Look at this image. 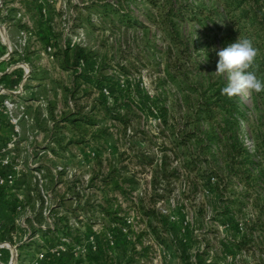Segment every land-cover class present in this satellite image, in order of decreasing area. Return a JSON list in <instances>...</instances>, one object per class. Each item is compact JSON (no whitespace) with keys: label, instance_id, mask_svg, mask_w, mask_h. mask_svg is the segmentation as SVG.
I'll use <instances>...</instances> for the list:
<instances>
[{"label":"rangeland","instance_id":"374dc122","mask_svg":"<svg viewBox=\"0 0 264 264\" xmlns=\"http://www.w3.org/2000/svg\"><path fill=\"white\" fill-rule=\"evenodd\" d=\"M223 1L22 2L34 33L25 51L39 53L38 91L31 90L37 98H27L33 100L26 130L32 139L22 153L47 150L39 155L47 178L41 184L54 198L41 206L40 186L39 199L30 190L27 196L31 208L39 201V224L54 229L15 241L26 246L20 262L30 264L67 233L78 244L95 233L99 251L72 264H264V167L254 170L261 175L258 185L224 178L216 193L208 170L223 166L212 156L217 148L199 163V144L188 137L197 127L201 92L227 84L215 75L216 53L245 38L246 31L238 35L227 21ZM26 23L19 20L13 29ZM81 50L85 58L78 57ZM255 95L257 107L249 91L241 95L249 119L242 121V136L252 152L264 138V92ZM57 166L73 176L56 181Z\"/></svg>","mask_w":264,"mask_h":264},{"label":"built area","instance_id":"2783aa9c","mask_svg":"<svg viewBox=\"0 0 264 264\" xmlns=\"http://www.w3.org/2000/svg\"><path fill=\"white\" fill-rule=\"evenodd\" d=\"M27 17L26 7L21 0H0V45L4 48V52L0 55V79H3L0 82V113L4 115L6 122L12 127L11 134L5 139H0V186L5 188L9 193L8 197L13 199L12 208L16 213L14 224L22 229V232L17 230L11 234L14 241L19 240L20 237L26 241L31 240L39 237V230L45 232L48 229H54L39 224V201H37V205L35 204L36 207L31 208L27 196V190H30L31 195L38 194L39 199L40 186L41 206L49 205V200L54 198V194L44 190L42 186L47 178L44 175L43 163L39 162V155L47 153V150H43L40 154L39 149L35 154L32 153V150H29V154L27 152L22 153L26 150L25 145L28 144V139H32V135L28 137L26 130L33 123V119L29 115L30 104L33 103V100L27 99L29 95L27 93L28 88H26L32 75V69L30 62L25 60L27 53L25 50L30 45V39L34 38V33ZM19 20L23 22L27 20V23L24 27H18L14 30L15 23ZM75 44L76 42L73 41L71 46H75ZM52 51L53 47L49 44L46 52L52 54ZM19 70H22L20 77L17 74ZM4 78L9 79L5 80ZM63 171H65L64 166L52 168V176L56 181L66 173L67 176H73L70 171L66 173ZM30 185L32 188L29 187ZM24 211L26 212L25 215L22 214ZM45 219L47 222H51L50 219ZM1 234L0 226V236ZM61 237L58 244L36 253L30 264H49L50 259L52 261L59 260L68 251L72 254L73 260L77 261L92 252H98L100 249V243L95 233L87 236L86 240L80 244L75 242L70 235ZM16 244V242L13 243L9 240L0 241V264H26L20 262V252ZM14 247L17 248L16 258L13 252ZM4 249L10 253L7 262L3 258Z\"/></svg>","mask_w":264,"mask_h":264},{"label":"trees","instance_id":"16d2710c","mask_svg":"<svg viewBox=\"0 0 264 264\" xmlns=\"http://www.w3.org/2000/svg\"><path fill=\"white\" fill-rule=\"evenodd\" d=\"M260 2V1H258ZM259 4V3H258ZM255 5L254 0H224L222 8L225 10V13L229 16L227 21H229L231 26L234 27L238 35H243L245 33L246 38L254 39L253 36L257 35L258 40H253L254 47L259 51L264 50V3L261 5ZM222 19L223 13L219 10H211V14ZM205 20L215 21V16L207 15L206 12H203ZM204 23H208L207 21ZM200 23H203L200 20ZM205 28H208V24H204ZM251 32H247L249 30ZM235 39V38H234ZM235 43L234 41H232ZM4 52V48L0 52V55ZM83 50L79 53L78 57L85 58L83 55ZM27 57V53L25 59ZM80 60V59H79ZM78 60V62H79ZM256 72L259 79L264 80V55L257 56L253 68L250 69ZM21 75L22 70L17 71ZM5 79V78H4ZM3 79H0L2 82ZM10 82V81H9ZM17 82V80H14ZM13 82V83H14ZM11 83V82H10ZM223 86L217 87L211 93L208 91H202L200 98L196 102V107L194 108L195 120L194 123L197 125L196 130L192 131L188 137H193L196 139L199 147L196 149V161L199 163L208 162V153H211L212 147L215 146L217 150L212 154V156H219L221 165L219 168H211L208 170V173L212 174L213 179H215L213 184H215L216 193L222 192L220 190L221 182H224V178H236L248 186L258 185L259 177L261 175H255L254 170L256 167H264V138L259 147H257L256 152H252L244 143V138L242 136V121L249 120L246 114L243 112L244 109H247L244 98L236 96L229 98L226 95L221 94V89ZM250 97L253 104L257 107L258 102L254 91H249ZM209 94V95H208ZM264 105V98L261 100ZM72 114L77 113L81 115V111L72 110ZM82 116V115H81ZM80 116V117H81ZM84 121L91 123L87 115L82 116ZM4 121L5 119H0ZM70 118H67V121ZM0 121V131L2 129ZM71 121V120H70ZM121 121L125 122L124 118H121ZM203 121L208 124L207 128L200 127L198 125ZM6 122V121H5ZM79 123L73 121V127H77ZM184 146L186 143H183ZM177 146V144H175ZM179 146V145H178ZM166 149V148H165ZM164 149V150H165ZM187 167L190 168L188 165ZM262 170L261 174H263ZM264 179V178H263ZM223 187H227L223 185ZM9 193L7 190L0 186V226L2 229V234L0 236V241L9 240L15 242L12 237V233L18 231L22 232V229L14 224V218L16 213L14 212L13 199L8 197ZM8 212L11 218L2 217L1 212ZM155 214L154 212H146V215L150 216ZM262 225V224H261ZM263 226V225H262ZM59 230V229H58ZM261 231L264 233V227H261ZM45 232H49L48 230ZM55 232V230H54ZM50 233V232H49ZM65 235H70L67 233ZM237 247H243L241 242L236 244ZM26 246L19 248V251L24 249ZM20 251V252H22ZM69 252V251H68ZM69 256L70 264L74 261L72 254L66 253ZM20 253V257H21ZM4 261L7 262L10 258V253L8 250L4 249ZM64 254L59 260H49V264L58 263V264H68L65 261ZM22 263V262H21Z\"/></svg>","mask_w":264,"mask_h":264},{"label":"clouds","instance_id":"9594fccd","mask_svg":"<svg viewBox=\"0 0 264 264\" xmlns=\"http://www.w3.org/2000/svg\"><path fill=\"white\" fill-rule=\"evenodd\" d=\"M215 51V49H213ZM219 57L215 75L224 76L227 80L221 94L229 98L240 96L246 91L259 94L264 92V80L258 78L253 68L258 50L249 38H240L235 43L222 48L217 53Z\"/></svg>","mask_w":264,"mask_h":264},{"label":"crops","instance_id":"0c3cea01","mask_svg":"<svg viewBox=\"0 0 264 264\" xmlns=\"http://www.w3.org/2000/svg\"><path fill=\"white\" fill-rule=\"evenodd\" d=\"M27 0H21V2H26ZM36 47L38 48L39 47V42L36 43ZM2 46L0 45V52L2 51ZM32 49H35V48H32ZM31 53V54H30ZM26 61H29L30 64L32 65V75H31V78L29 79L27 85H26V88H28V91L27 93H30L31 90H36L38 91V86H39V53L36 51H30L28 54H27V57L25 59ZM36 67V69H34ZM20 77V74L17 73ZM10 78V77H9ZM9 78H5L6 79H9ZM10 83V82H9ZM30 95V94H29ZM31 97L33 99H36L37 96L35 94H32L31 92V95L28 96V98ZM32 106V104H30V107ZM2 121V120H0ZM6 120L2 121V124L5 123L4 125H1L2 126V129L0 131V139H5L7 138L11 132H12V127L7 123L5 122ZM44 237H48V236H44ZM51 246L55 245L53 241L50 242ZM66 253H69L71 254L70 252H65L64 253V257L68 260L65 259V261H67L68 264H70V259H69V256L68 254Z\"/></svg>","mask_w":264,"mask_h":264},{"label":"water","instance_id":"95a60500","mask_svg":"<svg viewBox=\"0 0 264 264\" xmlns=\"http://www.w3.org/2000/svg\"><path fill=\"white\" fill-rule=\"evenodd\" d=\"M13 252H14V256H15V258H16V255H17V248L14 247ZM15 258H14V259H15Z\"/></svg>","mask_w":264,"mask_h":264}]
</instances>
